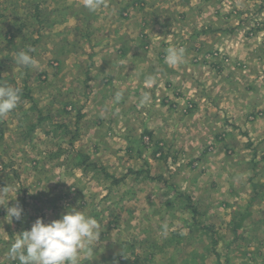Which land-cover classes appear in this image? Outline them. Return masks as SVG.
<instances>
[{
	"label": "rangeland",
	"instance_id": "374dc122",
	"mask_svg": "<svg viewBox=\"0 0 264 264\" xmlns=\"http://www.w3.org/2000/svg\"><path fill=\"white\" fill-rule=\"evenodd\" d=\"M0 85V264L69 208L80 264H264V0H0Z\"/></svg>",
	"mask_w": 264,
	"mask_h": 264
},
{
	"label": "clouds",
	"instance_id": "9594fccd",
	"mask_svg": "<svg viewBox=\"0 0 264 264\" xmlns=\"http://www.w3.org/2000/svg\"><path fill=\"white\" fill-rule=\"evenodd\" d=\"M103 6V0H83V7L89 12H95ZM35 49L29 47L27 51H20L15 62L18 65L31 67L36 60L30 53ZM165 63L178 66L186 63L185 50L175 46L166 49ZM156 83L154 77L145 81L147 87ZM150 95L144 93L140 98L141 104L150 100ZM118 103L122 94L115 95ZM21 102V89L10 85H0V118L9 115L17 109ZM13 200V199H10ZM8 200V201H10ZM7 201V202H8ZM2 205V204H0ZM8 219L20 221L23 208L18 203L6 208ZM99 239V225L95 218L85 214L83 210L69 208L59 219L45 223L37 218L30 230L18 234L11 244L8 254L19 261V264H80V256L94 252V242Z\"/></svg>",
	"mask_w": 264,
	"mask_h": 264
},
{
	"label": "trees",
	"instance_id": "16d2710c",
	"mask_svg": "<svg viewBox=\"0 0 264 264\" xmlns=\"http://www.w3.org/2000/svg\"><path fill=\"white\" fill-rule=\"evenodd\" d=\"M9 41H10V38H9ZM253 196V195H252Z\"/></svg>",
	"mask_w": 264,
	"mask_h": 264
}]
</instances>
